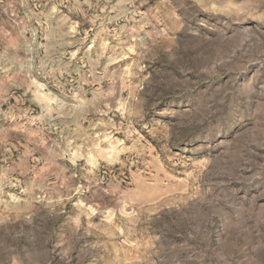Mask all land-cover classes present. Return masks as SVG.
<instances>
[{"label": "rangeland", "instance_id": "rangeland-1", "mask_svg": "<svg viewBox=\"0 0 264 264\" xmlns=\"http://www.w3.org/2000/svg\"><path fill=\"white\" fill-rule=\"evenodd\" d=\"M0 264H264V0H0Z\"/></svg>", "mask_w": 264, "mask_h": 264}]
</instances>
